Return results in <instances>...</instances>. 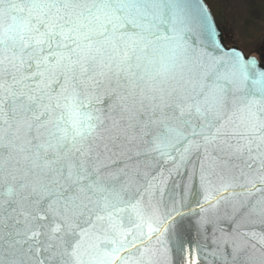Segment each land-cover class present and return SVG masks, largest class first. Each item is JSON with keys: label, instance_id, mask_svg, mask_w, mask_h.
<instances>
[{"label": "snow or ice", "instance_id": "6c2138e0", "mask_svg": "<svg viewBox=\"0 0 264 264\" xmlns=\"http://www.w3.org/2000/svg\"><path fill=\"white\" fill-rule=\"evenodd\" d=\"M0 264H264V41L209 0H0Z\"/></svg>", "mask_w": 264, "mask_h": 264}, {"label": "rangeland", "instance_id": "374dc122", "mask_svg": "<svg viewBox=\"0 0 264 264\" xmlns=\"http://www.w3.org/2000/svg\"><path fill=\"white\" fill-rule=\"evenodd\" d=\"M209 7L220 26L224 25L226 41L239 40L241 46H259L264 41V16L247 14L242 0H209Z\"/></svg>", "mask_w": 264, "mask_h": 264}, {"label": "trees", "instance_id": "16d2710c", "mask_svg": "<svg viewBox=\"0 0 264 264\" xmlns=\"http://www.w3.org/2000/svg\"><path fill=\"white\" fill-rule=\"evenodd\" d=\"M242 1L244 3L247 14L251 15L254 12H259L260 16L262 15L264 16V2H263L264 0H252L251 2L250 0H242ZM222 29L224 31V35L228 37L224 25L222 26Z\"/></svg>", "mask_w": 264, "mask_h": 264}, {"label": "water", "instance_id": "95a60500", "mask_svg": "<svg viewBox=\"0 0 264 264\" xmlns=\"http://www.w3.org/2000/svg\"><path fill=\"white\" fill-rule=\"evenodd\" d=\"M213 14V13H212ZM214 17H215V19H216V22L218 23V25L220 26V24H219V22H218V20H217V18H216V16L214 15ZM220 30H221V32H222V34L224 35V31H223V29H222V26H220ZM225 37V36H224ZM225 40H226V37H225Z\"/></svg>", "mask_w": 264, "mask_h": 264}]
</instances>
